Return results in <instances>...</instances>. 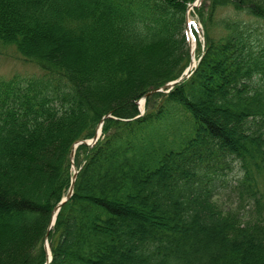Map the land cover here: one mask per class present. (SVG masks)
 Masks as SVG:
<instances>
[{
    "label": "trees",
    "instance_id": "trees-1",
    "mask_svg": "<svg viewBox=\"0 0 264 264\" xmlns=\"http://www.w3.org/2000/svg\"><path fill=\"white\" fill-rule=\"evenodd\" d=\"M196 1L0 0L43 71L0 78V264H264V0H204L138 110Z\"/></svg>",
    "mask_w": 264,
    "mask_h": 264
},
{
    "label": "rangeland",
    "instance_id": "rangeland-1",
    "mask_svg": "<svg viewBox=\"0 0 264 264\" xmlns=\"http://www.w3.org/2000/svg\"><path fill=\"white\" fill-rule=\"evenodd\" d=\"M191 5H189L188 7L187 16H186V24L188 21L191 25V31L195 39V57L197 61L196 63L198 64V62L200 61V58H199V55H197L198 53L197 47H198V43L200 42L204 45V36H203V28L201 24L198 22V17H197V14L195 13V8L190 9ZM223 15H226V14L223 13ZM189 28L190 27L186 25L187 41H189L190 43L189 36H188L190 32ZM215 35H217V32L215 33ZM221 35L223 36V34ZM190 58H191L190 60L192 61L191 56ZM191 61H190V64H191ZM42 74H43L42 69L35 63L27 62L26 60H24V58L17 52L15 46H5L0 43V78L5 79V80H11L16 77L20 79H24V78L38 77V76H41ZM142 99L137 102L140 116H143L147 111L146 102L144 104L143 109H141L140 107V102L143 101ZM75 152H76V149H75ZM75 169L77 170L76 167ZM50 250H51V246H50Z\"/></svg>",
    "mask_w": 264,
    "mask_h": 264
},
{
    "label": "water",
    "instance_id": "water-1",
    "mask_svg": "<svg viewBox=\"0 0 264 264\" xmlns=\"http://www.w3.org/2000/svg\"><path fill=\"white\" fill-rule=\"evenodd\" d=\"M204 0H197L193 5L190 6V9H194L196 7H199L202 5ZM189 47H191V44L189 43ZM192 53V51H191ZM197 67V64L196 66L193 67L192 65V61H191V64L189 65V67L187 68V70L183 73V75L176 81H173L171 83H168L166 84L165 86H163L161 89H158V90H152L150 92H148L144 97H143V102L145 104L147 98L150 96V95H153V94H156V93H169L171 90L174 89L175 86L179 85L180 83L184 82L186 79L190 78L194 72V70L196 69ZM110 116H105L104 118H108ZM103 122H101L95 136L93 137L92 140L90 141H85V142H80L78 143L76 146H75V149L78 145H81V144H87V145H95L98 140L100 139L101 135H102V126H103ZM75 149L74 151L72 152V155H71V159L73 160L74 157H75ZM77 174H78V171L75 170V174L72 178V183H71V186H70V189L68 191V194L67 196L62 199V201L54 208V211H53V216H52V220H51V223H50V227L49 229H52V227L55 225V222H56V217L59 213V211L61 210L62 206L68 202V200L72 197L73 193H74V186H75V182H76V179H77ZM48 234L46 235V243L48 242ZM48 244V243H47ZM47 244H46V247H47ZM46 251H47V260H46V263L45 264H49L51 261H52V256H51V250L50 252L48 251V247L46 248Z\"/></svg>",
    "mask_w": 264,
    "mask_h": 264
},
{
    "label": "bare ground",
    "instance_id": "bare-ground-1",
    "mask_svg": "<svg viewBox=\"0 0 264 264\" xmlns=\"http://www.w3.org/2000/svg\"><path fill=\"white\" fill-rule=\"evenodd\" d=\"M189 27H190V28H189V31H190V32H189V40H190L191 51H192L191 57H192V65H193V67H194V66H196V64H197V63H196V62H197V61H196V57H195V50H194V49H195V48H194V47H195V39H194V36H193V34H192V31H191V25H190V23H189ZM140 107H141V109L144 108V102H143V101L140 102ZM48 242H49V241H48ZM48 242H47V243H48ZM47 243H46V244H47ZM47 247H48V251L50 252V245H49V243L47 244ZM47 247H46V248H47Z\"/></svg>",
    "mask_w": 264,
    "mask_h": 264
}]
</instances>
